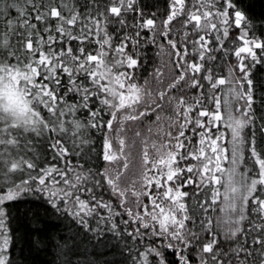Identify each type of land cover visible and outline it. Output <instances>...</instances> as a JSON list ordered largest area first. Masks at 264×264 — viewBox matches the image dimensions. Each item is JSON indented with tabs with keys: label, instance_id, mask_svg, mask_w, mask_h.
<instances>
[{
	"label": "snow or ice",
	"instance_id": "6c2138e0",
	"mask_svg": "<svg viewBox=\"0 0 264 264\" xmlns=\"http://www.w3.org/2000/svg\"><path fill=\"white\" fill-rule=\"evenodd\" d=\"M233 9L0 0V264H11L6 206L29 192L85 229L126 234L132 264H264L251 78L264 39ZM149 45L159 64L143 77Z\"/></svg>",
	"mask_w": 264,
	"mask_h": 264
},
{
	"label": "trees",
	"instance_id": "16d2710c",
	"mask_svg": "<svg viewBox=\"0 0 264 264\" xmlns=\"http://www.w3.org/2000/svg\"><path fill=\"white\" fill-rule=\"evenodd\" d=\"M233 3V11L245 14L250 35L264 39V0H233ZM166 5L167 0H140L146 15L159 16ZM157 51L154 45L144 49L141 76H150L159 64ZM216 67L220 72L227 65L221 61ZM251 78L259 113L264 111V63L251 68ZM6 211L11 264H132L129 249L133 243L126 234L117 235L108 224L97 226L94 221L89 222L90 229H85L63 210L53 207L46 194H23L8 203ZM97 227L101 229L99 232L95 231ZM168 257L172 259L170 253Z\"/></svg>",
	"mask_w": 264,
	"mask_h": 264
}]
</instances>
